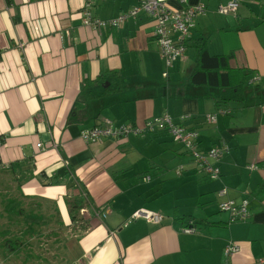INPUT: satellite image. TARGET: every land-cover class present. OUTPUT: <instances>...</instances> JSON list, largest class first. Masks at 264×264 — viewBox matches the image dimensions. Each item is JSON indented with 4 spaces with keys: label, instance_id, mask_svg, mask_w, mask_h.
<instances>
[{
    "label": "crops",
    "instance_id": "obj_1",
    "mask_svg": "<svg viewBox=\"0 0 264 264\" xmlns=\"http://www.w3.org/2000/svg\"><path fill=\"white\" fill-rule=\"evenodd\" d=\"M230 1L187 0L205 11L184 58L166 68L147 15L91 29L81 24L83 0H0V162L15 171L20 194L52 205L64 227L88 225L75 227L74 264L264 259V0H237L235 13L218 14ZM136 2L94 0L92 14L108 20ZM166 2L180 7L179 0ZM199 42L210 56L230 55L229 69L246 74L242 102L221 101L217 88L191 83ZM163 113L175 121L187 116L183 125L198 132L201 151L227 148L219 178L201 173L163 131L94 143L80 138L105 120L141 127ZM208 114H216L214 123L205 121ZM62 167L75 183H51ZM79 194L89 206L72 221L67 200ZM225 200H246L248 217L230 222L219 209ZM138 209L161 214L162 222L131 220ZM190 226L194 231L185 233ZM230 241L239 251L225 259Z\"/></svg>",
    "mask_w": 264,
    "mask_h": 264
},
{
    "label": "built area",
    "instance_id": "obj_2",
    "mask_svg": "<svg viewBox=\"0 0 264 264\" xmlns=\"http://www.w3.org/2000/svg\"><path fill=\"white\" fill-rule=\"evenodd\" d=\"M93 3L94 0H83L80 10L81 24L91 29L118 28L127 19H135L140 14L147 15L154 24L153 35L159 48V55L163 59L166 68H171L176 61L184 58L190 31L196 18L205 11L203 5L191 6L187 4V0H179L180 7L178 9H170L166 0H137L136 4L127 12L108 20H102L92 14ZM238 5L237 0H232L225 5H220L217 8V13L220 15L235 13ZM166 76L167 71H164L163 77ZM256 80L258 79H251L249 83L251 84ZM221 112L222 114L225 113V111ZM215 117L216 114L205 115V121L214 123ZM187 118V116H181L175 121L169 114L163 113L160 116L148 119L141 127L118 126L113 121L105 120L102 125L82 130L80 138L86 143H94L102 139L124 138L130 134L137 136L142 133L163 131L190 154L201 173L212 180L219 178L220 169L218 164L227 153V148L224 145H216L207 151H201L198 146V132L183 125V121ZM7 168V165L0 162V169ZM248 168H253V166L250 165ZM225 194L224 189L217 192L219 197L225 196ZM219 209L229 214L230 222L244 221L249 215L246 200L239 204H235L231 200H225L219 203ZM135 219H144L152 224H160L163 216L157 212L138 209L131 215V220ZM183 231L191 233L194 229L190 226L185 227ZM238 251V245L230 241L223 248V257L228 259ZM258 264H264V259H260Z\"/></svg>",
    "mask_w": 264,
    "mask_h": 264
},
{
    "label": "rangeland",
    "instance_id": "obj_3",
    "mask_svg": "<svg viewBox=\"0 0 264 264\" xmlns=\"http://www.w3.org/2000/svg\"><path fill=\"white\" fill-rule=\"evenodd\" d=\"M18 186L15 171H0V232L7 230L8 237L22 243L16 253L0 246V264H74L79 254L75 227L81 224L64 227L52 205L23 197Z\"/></svg>",
    "mask_w": 264,
    "mask_h": 264
},
{
    "label": "trees",
    "instance_id": "obj_4",
    "mask_svg": "<svg viewBox=\"0 0 264 264\" xmlns=\"http://www.w3.org/2000/svg\"><path fill=\"white\" fill-rule=\"evenodd\" d=\"M197 48V61L194 70L190 76V81L194 85H204L208 87L217 88L220 92L221 101L242 102L244 100V91L247 87L246 74L242 71L229 69L227 62L230 58L228 56H210L207 52L205 42H199ZM264 167V162L262 163ZM3 169H0L2 171ZM8 171V168H7ZM44 175L41 174V177ZM70 178L73 183L72 172L68 167L58 169L50 178L51 183H56L58 179ZM68 212L71 215V220L76 221L78 213L89 206L88 198L85 194H79L70 197L67 200ZM82 221V220H80ZM84 224V222H82ZM82 226V225H81ZM88 225L85 224L86 228ZM8 231L0 232L2 240L0 246L3 250L10 253H16L20 250L22 243L17 239L8 237Z\"/></svg>",
    "mask_w": 264,
    "mask_h": 264
}]
</instances>
